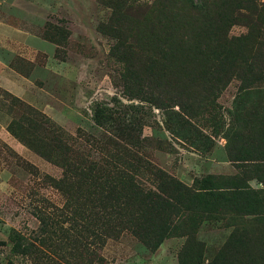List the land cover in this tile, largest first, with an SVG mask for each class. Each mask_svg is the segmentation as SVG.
<instances>
[{
  "label": "rangeland",
  "instance_id": "1",
  "mask_svg": "<svg viewBox=\"0 0 264 264\" xmlns=\"http://www.w3.org/2000/svg\"><path fill=\"white\" fill-rule=\"evenodd\" d=\"M18 1L16 8L0 5V17L55 43L50 42L55 53L49 65L43 52L32 53L28 59L0 48V59L28 75L47 98L48 104L32 107L66 136L74 137L78 129L99 136L101 129L92 114L96 104L139 105L146 120L142 136L152 139L147 154L153 166L188 187L194 198L178 199L179 213L174 217L167 218L165 211L149 215L151 221L153 215L152 229L166 232L155 249L127 229L100 244L95 227L91 234L84 230L83 201L79 198L76 208L69 206L67 191L56 186L61 167L7 131V123L20 109L7 114L10 101L0 88V124L32 158L20 155L0 137V264H264V166L232 163L225 152L223 133L239 83L233 80L196 114L202 137L194 145L173 136L164 112L144 102L164 101L172 91L165 92L166 99L156 94L149 99L138 91L148 90L150 80L159 84V72L166 68L164 39L180 38L188 33L185 24L194 29L198 23L188 2L130 0L113 13L111 7L121 6V0H100L102 4L99 0ZM167 6L169 12L162 11ZM101 24L109 27L107 34L98 31ZM245 33L236 24L228 36ZM117 37L125 42L123 46L136 42V50L117 44ZM183 61L182 55L175 56L170 69L186 68L189 76H195L208 68ZM135 80L140 84L137 88ZM142 183L154 189L157 181L146 176Z\"/></svg>",
  "mask_w": 264,
  "mask_h": 264
},
{
  "label": "trees",
  "instance_id": "2",
  "mask_svg": "<svg viewBox=\"0 0 264 264\" xmlns=\"http://www.w3.org/2000/svg\"><path fill=\"white\" fill-rule=\"evenodd\" d=\"M129 2L121 0V6H112L113 13ZM186 2L197 15L198 23L194 29L190 23L185 24L188 35L164 39L166 68L159 72L161 80L158 85L150 80L146 85L148 90L138 88V91L149 99L153 94L164 95L166 99L165 92L172 91L164 101L144 102L164 112L169 120L167 130L173 136L183 137L194 145L202 137L195 122L196 114L236 80L239 86L231 119L223 133L226 156L232 163L264 166V2ZM167 7L162 11L169 12ZM114 16L110 23L114 22ZM236 24L244 27L246 33L230 38L229 28ZM97 29L107 34L109 27L101 24ZM44 39L54 43L46 36ZM117 41L122 46L125 44L118 37ZM123 47L134 51L136 42ZM118 51L115 50L117 55ZM180 55L184 57L183 63H204L208 68L204 67L195 76H189L186 68L180 72L171 70L172 60ZM135 84L136 88L140 85L137 80ZM2 92L10 101L5 109L8 115L15 107L20 109L7 123V131L35 154L61 167L62 177L55 184L67 191L69 206L76 208L79 198L83 201L86 232L93 233L95 227L100 244L117 237L122 229L129 230L150 249L161 244L166 232L162 228L153 230V215L152 221L149 215L165 211L167 218L174 217L179 213L178 199L191 200L194 195L188 187L153 166L147 154L152 139L142 136L146 126L142 107L125 106L120 101L116 108L109 107L107 102L96 104L92 114L94 123L101 129L99 136L78 129L76 136L68 137L39 110L5 90ZM176 106L178 110H174ZM146 176L157 181L154 189L144 187L142 179Z\"/></svg>",
  "mask_w": 264,
  "mask_h": 264
},
{
  "label": "crops",
  "instance_id": "3",
  "mask_svg": "<svg viewBox=\"0 0 264 264\" xmlns=\"http://www.w3.org/2000/svg\"><path fill=\"white\" fill-rule=\"evenodd\" d=\"M19 4L18 0L1 1L0 5L5 7H15ZM50 42L36 37L33 33L24 31L18 24L9 23L7 18L0 17V48L5 49L11 55L21 58H28L32 53L43 52L47 56L48 65L52 64L55 49ZM30 61H33L30 59ZM47 65V67H48ZM0 88L26 102L27 104L38 107L48 104L47 98L41 94V88L36 86L29 77L22 75L15 68L7 65L0 59ZM42 104V105H40ZM44 110V109H43ZM0 137L14 151L31 160V153L27 148L16 141L0 124Z\"/></svg>",
  "mask_w": 264,
  "mask_h": 264
}]
</instances>
